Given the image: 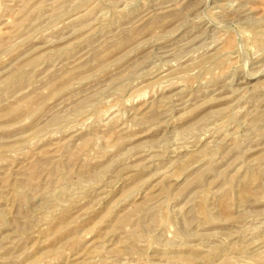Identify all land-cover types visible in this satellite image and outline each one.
<instances>
[{
    "label": "rangeland",
    "instance_id": "1",
    "mask_svg": "<svg viewBox=\"0 0 264 264\" xmlns=\"http://www.w3.org/2000/svg\"><path fill=\"white\" fill-rule=\"evenodd\" d=\"M0 264H264V0H0Z\"/></svg>",
    "mask_w": 264,
    "mask_h": 264
},
{
    "label": "bare ground",
    "instance_id": "2",
    "mask_svg": "<svg viewBox=\"0 0 264 264\" xmlns=\"http://www.w3.org/2000/svg\"><path fill=\"white\" fill-rule=\"evenodd\" d=\"M246 190V189H245Z\"/></svg>",
    "mask_w": 264,
    "mask_h": 264
}]
</instances>
